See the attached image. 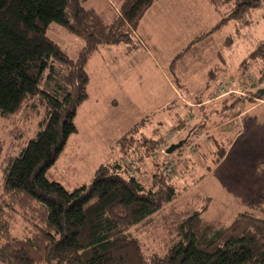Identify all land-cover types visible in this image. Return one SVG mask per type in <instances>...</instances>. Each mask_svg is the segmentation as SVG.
<instances>
[{
	"label": "trees",
	"instance_id": "trees-1",
	"mask_svg": "<svg viewBox=\"0 0 264 264\" xmlns=\"http://www.w3.org/2000/svg\"><path fill=\"white\" fill-rule=\"evenodd\" d=\"M83 1L0 0V132L8 122L6 131L19 141L12 149L0 133V262L264 264V192L228 225L206 221L199 210L186 215L163 211L161 228L169 238L151 250L156 236L148 245L135 229L177 194L160 168L145 185L125 169L122 158L128 155H120L121 160L99 165L89 184L72 191L46 178L76 132L73 119L87 98L89 56L101 44L124 41L153 0H122L110 23ZM205 1L218 12L228 8L214 30L247 21L262 3ZM51 23L81 39L74 56L46 35ZM248 58L264 63V39ZM144 124L133 125L117 146L140 134Z\"/></svg>",
	"mask_w": 264,
	"mask_h": 264
},
{
	"label": "rangeland",
	"instance_id": "rangeland-1",
	"mask_svg": "<svg viewBox=\"0 0 264 264\" xmlns=\"http://www.w3.org/2000/svg\"><path fill=\"white\" fill-rule=\"evenodd\" d=\"M121 3L84 0L83 6L110 23ZM203 4L193 10L182 0H153L124 41L101 44L92 52L85 66L87 98L73 119L76 132L45 173L72 191L89 184L99 165L121 160L118 152L128 155L122 158L125 169L145 185L160 168L177 194L133 231L148 245L149 237L156 236L151 250L169 238L161 228L163 211L172 208L186 215L199 210L206 221L228 225L264 192V92L257 94L264 89V63L248 58L264 39V0L247 21H230L215 30L228 8L218 12ZM46 35L71 57L82 46L79 37L56 23ZM183 65L189 67L183 78L192 66L199 69L187 76L188 86H181L185 80L177 75ZM211 68L215 78L210 87L196 86ZM183 88L193 93L191 102L185 103L189 98ZM143 119L140 134L117 146ZM7 123L1 137L13 149L19 141L6 131ZM183 139L181 147L165 152Z\"/></svg>",
	"mask_w": 264,
	"mask_h": 264
},
{
	"label": "crops",
	"instance_id": "crops-1",
	"mask_svg": "<svg viewBox=\"0 0 264 264\" xmlns=\"http://www.w3.org/2000/svg\"><path fill=\"white\" fill-rule=\"evenodd\" d=\"M182 3H186L187 5H189L190 7H191V9H193V10H195V8H197V7H199V5L200 6H202V7H205L204 6V4L203 3H207L208 4V2L207 1H205V0H182ZM199 12V11H198ZM199 14L201 15V13L199 12ZM202 16V15H201ZM204 32H198L197 34L198 35H200V34H203ZM95 51H97V50H95ZM108 51H115V49L114 50H108ZM92 54V53H91ZM90 57V56H89ZM221 67H224L223 66V64L222 65H220ZM183 69H182V71L181 72H178L177 73V75H178V77H180V78H183V75L182 74H186L187 73V71L189 70V67L187 68V66H185V65H183ZM215 68V67H214ZM192 71L188 74V75H185V78H183L185 81L183 82L182 81V79H181V81H182V85L181 86H188V84L189 83H191L190 82V80H188L187 79V76H189L190 77V74L192 75V76H194V74H195V72H198L199 71V69H196V68H194L193 66H192ZM221 70H223L222 68H220ZM211 70L213 71V69L211 68V69H209L207 72H206V70H205V76H204V81H201V80H199L198 82H196V86H201V87H204V89H206L207 88V86H209L210 87V81L211 80H213V78H215V75L214 76H212V75H210L209 74V72H211ZM186 71V72H185ZM193 73V74H192ZM206 74H207V76H206ZM187 79V80H186ZM183 92H184V97H188L189 98V101H188V99H186L185 100V103H188V102H191L190 101V99L193 97L192 96V94L193 93H191V92H186L185 91V89L183 88ZM195 92V91H194ZM196 93V92H195ZM201 102H204V101H201ZM168 107H170V106H168ZM191 108V107H190ZM144 119H147V118H144ZM143 119V120H144ZM204 124V123H203ZM135 125V124H134ZM184 127H182L181 128V131H184ZM126 133V132H125ZM202 134H197V136L196 137H198V136H201ZM190 147H191V145H190ZM192 150V149H191ZM118 151V150H117ZM62 153V152H61ZM118 157L120 156L119 155V152H118V155H117ZM224 156H222V158H223ZM221 158V159H222Z\"/></svg>",
	"mask_w": 264,
	"mask_h": 264
},
{
	"label": "water",
	"instance_id": "water-1",
	"mask_svg": "<svg viewBox=\"0 0 264 264\" xmlns=\"http://www.w3.org/2000/svg\"><path fill=\"white\" fill-rule=\"evenodd\" d=\"M262 92H264V89H258L257 94H258V95H261ZM184 142H185V139L180 140V141L177 142V143H174V144L169 145V146L166 148L165 152H166L167 154L172 153L174 150H176V149H178L179 147H181V145H182Z\"/></svg>",
	"mask_w": 264,
	"mask_h": 264
}]
</instances>
